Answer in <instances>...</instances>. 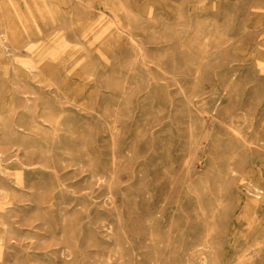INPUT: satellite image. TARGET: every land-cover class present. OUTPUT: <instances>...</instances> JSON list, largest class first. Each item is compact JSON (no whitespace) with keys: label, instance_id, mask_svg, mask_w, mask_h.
I'll list each match as a JSON object with an SVG mask.
<instances>
[{"label":"rangeland","instance_id":"1","mask_svg":"<svg viewBox=\"0 0 264 264\" xmlns=\"http://www.w3.org/2000/svg\"><path fill=\"white\" fill-rule=\"evenodd\" d=\"M0 264H264V0H0Z\"/></svg>","mask_w":264,"mask_h":264},{"label":"bare ground","instance_id":"2","mask_svg":"<svg viewBox=\"0 0 264 264\" xmlns=\"http://www.w3.org/2000/svg\"><path fill=\"white\" fill-rule=\"evenodd\" d=\"M18 8V7H17ZM98 25V24H97ZM250 145V144H249ZM115 188V187H114ZM213 207V206H212ZM246 228H247V230H255V228H256V224H255V222L254 221H247L246 222ZM180 255V254H179Z\"/></svg>","mask_w":264,"mask_h":264}]
</instances>
